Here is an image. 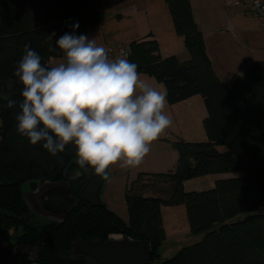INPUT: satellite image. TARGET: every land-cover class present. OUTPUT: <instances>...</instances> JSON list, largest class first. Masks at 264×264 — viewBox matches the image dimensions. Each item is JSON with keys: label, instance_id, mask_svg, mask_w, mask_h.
Here are the masks:
<instances>
[{"label": "trees", "instance_id": "16d2710c", "mask_svg": "<svg viewBox=\"0 0 264 264\" xmlns=\"http://www.w3.org/2000/svg\"><path fill=\"white\" fill-rule=\"evenodd\" d=\"M166 2L191 60L162 58L157 40L150 36L130 44L132 62L139 73L165 84L170 103L202 94L209 110L205 120L209 139L174 142L180 153L175 169L140 173L129 184L126 224L101 201L94 206L82 200L64 222L32 212L22 186L62 180L76 166L63 152L50 155L43 141L30 144L16 130L18 105L6 107L9 99H22L23 85L14 72L24 45H30L42 65L50 67L49 60L63 54L56 41L72 33L77 23L76 35L94 26L102 0H0V235L14 233L17 240L12 248L0 246L4 264H33L27 255L12 256L18 245L39 247L37 264H95L69 254L70 242L106 240L112 233L147 240L150 264L156 260L159 264H264V251L259 248L264 243V61L252 62L246 78L235 75L230 82L220 81L190 0ZM229 172L236 174L217 179L213 188L187 191L184 187L189 178ZM180 204L186 206L192 232L207 231L200 240L160 260L159 247L166 238L161 207ZM241 213L247 214L235 218Z\"/></svg>", "mask_w": 264, "mask_h": 264}, {"label": "clouds", "instance_id": "9594fccd", "mask_svg": "<svg viewBox=\"0 0 264 264\" xmlns=\"http://www.w3.org/2000/svg\"><path fill=\"white\" fill-rule=\"evenodd\" d=\"M73 28L56 41L66 58L57 66L42 65L41 56L24 45L14 72L22 99H9L6 107L18 105L16 130L30 144L43 141L52 156L74 145L76 162L107 179L113 165L138 167L171 126L166 92L141 77L126 51L110 58L96 38L75 34L78 23Z\"/></svg>", "mask_w": 264, "mask_h": 264}, {"label": "crops", "instance_id": "0c3cea01", "mask_svg": "<svg viewBox=\"0 0 264 264\" xmlns=\"http://www.w3.org/2000/svg\"><path fill=\"white\" fill-rule=\"evenodd\" d=\"M190 3L205 39L207 55L220 81L230 82L235 75L246 78L252 62L264 61V27L246 15L243 8L227 6L225 0H190ZM83 35L89 39L96 38L98 46L109 43L115 47L130 45L135 40L151 36L157 40L162 58L176 57L181 62L192 58L184 37L175 29L166 0H102L98 22ZM65 59L63 53L52 57L48 64L54 67L65 62ZM140 74L144 79L154 80L166 92L165 113L171 118L172 124L152 143L151 151L138 167L123 169L116 164L108 169L99 200L126 224L130 218L126 202L129 184L140 173H165L175 169L180 153L174 142H206L209 139L205 128L209 110L202 94L170 103L163 82L149 74ZM221 149L226 150V147ZM235 174L229 172L193 177L198 179L189 178L184 181V187L187 191L210 189L215 186L217 179ZM161 212L166 234L163 243H174L172 247L173 250L177 249L175 253L183 246L199 240L207 231L192 232L184 204L163 205ZM239 215L235 218H240ZM259 248L264 251V243H259Z\"/></svg>", "mask_w": 264, "mask_h": 264}, {"label": "water", "instance_id": "95a60500", "mask_svg": "<svg viewBox=\"0 0 264 264\" xmlns=\"http://www.w3.org/2000/svg\"><path fill=\"white\" fill-rule=\"evenodd\" d=\"M66 148L63 153L72 159L76 166L74 170L62 180H37L36 189L32 188V182L22 186L24 200L31 211L58 222H64L82 200L98 206L99 192L105 180L91 167L84 168L76 162L74 145ZM70 247L69 254L87 258L95 264H150L147 240L135 239L126 233H112L106 240L75 239L70 242ZM17 255H27L33 264H37L39 247L18 245L12 249V256ZM0 264L4 263L0 260Z\"/></svg>", "mask_w": 264, "mask_h": 264}, {"label": "built area", "instance_id": "2783aa9c", "mask_svg": "<svg viewBox=\"0 0 264 264\" xmlns=\"http://www.w3.org/2000/svg\"><path fill=\"white\" fill-rule=\"evenodd\" d=\"M227 6H236L243 8L246 15L256 19L259 24L264 27V0H225ZM102 47L108 49V55L110 58H115L122 51H126L128 59L132 62L133 50L130 45H123L115 47L109 43H105Z\"/></svg>", "mask_w": 264, "mask_h": 264}, {"label": "rangeland", "instance_id": "374dc122", "mask_svg": "<svg viewBox=\"0 0 264 264\" xmlns=\"http://www.w3.org/2000/svg\"><path fill=\"white\" fill-rule=\"evenodd\" d=\"M241 173H238L237 175H240ZM193 179H198V178H193ZM27 187H28V185H27ZM206 188V187H205ZM209 189V188H208ZM204 190H207V188L206 189H204ZM200 191H202V190H200ZM261 210H263V209H261ZM245 214H247V213H241L240 215H239V217H241V216H245ZM38 215V214H37ZM38 216H40V217H42L41 215H38ZM42 218H44V217H42ZM44 219H46V218H44ZM218 227V224H216V227L215 228H217ZM15 236L16 235H14V233L13 234H11V235H9V236H6V237H4V236H2V235H0V246H3L4 248H12V246H14L15 244H16V238H15ZM202 237H200V239H201ZM199 239V240H200ZM173 244L174 243H171V242H168L167 244H165V243H163V244H161V246L159 247V253L161 254V256H160V260H164V259H166L167 257V255H171V254H173V253H175V251L174 250H177V249H174L173 250ZM182 246V245H181ZM180 246V247H181ZM180 250V249H179ZM177 252V251H176ZM176 254V253H175ZM18 264V263H17ZM21 264H26L25 262H21ZM152 264H159V262L156 260V261H153L152 262Z\"/></svg>", "mask_w": 264, "mask_h": 264}, {"label": "flooded vegetation", "instance_id": "af4514ba", "mask_svg": "<svg viewBox=\"0 0 264 264\" xmlns=\"http://www.w3.org/2000/svg\"><path fill=\"white\" fill-rule=\"evenodd\" d=\"M83 179H84V178H83ZM83 179H82V180H83ZM32 188H33V189H36V188H37L36 184H35V186H32ZM30 262H31V261H30ZM31 263H32V262H31Z\"/></svg>", "mask_w": 264, "mask_h": 264}]
</instances>
